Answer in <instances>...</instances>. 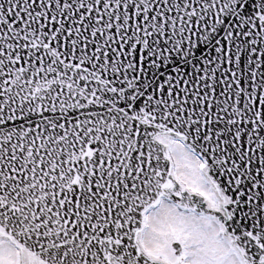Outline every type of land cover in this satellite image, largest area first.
<instances>
[{"label":"snow or ice","instance_id":"6c2138e0","mask_svg":"<svg viewBox=\"0 0 264 264\" xmlns=\"http://www.w3.org/2000/svg\"><path fill=\"white\" fill-rule=\"evenodd\" d=\"M0 264H264V0H0Z\"/></svg>","mask_w":264,"mask_h":264}]
</instances>
